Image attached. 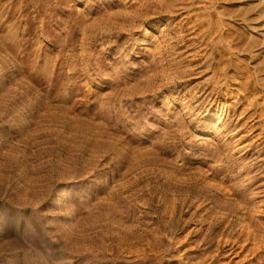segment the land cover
<instances>
[{
    "label": "rangeland",
    "instance_id": "obj_1",
    "mask_svg": "<svg viewBox=\"0 0 264 264\" xmlns=\"http://www.w3.org/2000/svg\"><path fill=\"white\" fill-rule=\"evenodd\" d=\"M240 260L264 264V0H0V264Z\"/></svg>",
    "mask_w": 264,
    "mask_h": 264
},
{
    "label": "bare ground",
    "instance_id": "obj_2",
    "mask_svg": "<svg viewBox=\"0 0 264 264\" xmlns=\"http://www.w3.org/2000/svg\"><path fill=\"white\" fill-rule=\"evenodd\" d=\"M248 232V231H247ZM247 235H251V234H247ZM251 244V243H250ZM260 245V244H259ZM241 248L243 249V248H245V246H241ZM254 248V247H253ZM247 250V249H246ZM245 260H240V262H238L237 264H243V262H244ZM234 263V262H233Z\"/></svg>",
    "mask_w": 264,
    "mask_h": 264
}]
</instances>
